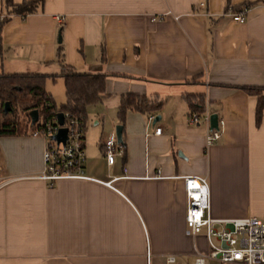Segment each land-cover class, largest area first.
I'll use <instances>...</instances> for the list:
<instances>
[{
  "label": "crops",
  "instance_id": "crops-1",
  "mask_svg": "<svg viewBox=\"0 0 264 264\" xmlns=\"http://www.w3.org/2000/svg\"><path fill=\"white\" fill-rule=\"evenodd\" d=\"M258 1L45 0L0 25V73L109 75L85 118L83 178L50 186L42 138H0V264L190 263L209 250L206 234H186L185 177L207 179L212 220L264 219V109L258 126V99L242 89L264 90V6L245 23L230 16ZM135 94L163 105L120 124L121 98ZM186 94L224 121L211 148ZM121 125L125 155L109 165L102 145Z\"/></svg>",
  "mask_w": 264,
  "mask_h": 264
},
{
  "label": "built area",
  "instance_id": "built-area-1",
  "mask_svg": "<svg viewBox=\"0 0 264 264\" xmlns=\"http://www.w3.org/2000/svg\"><path fill=\"white\" fill-rule=\"evenodd\" d=\"M264 6V0L260 3ZM248 7H243L231 13L234 22L245 23ZM211 114L206 109L202 113L191 114L192 124L204 121L208 126L206 145L211 148L222 137L224 121L219 119L218 129L210 130ZM64 125H60L57 117L41 123H35L37 128L31 136L43 138L45 141L43 153V169L39 179L50 186L63 179L78 180L84 177L86 149L85 126L86 119L63 114ZM66 129L67 138L58 142L54 139L62 129ZM161 128L155 130L160 135ZM104 156L109 165L114 164L116 157L125 155V148L117 141L116 133L110 134L103 142ZM126 171V170H125ZM2 169L0 167V173ZM184 187L187 192L186 234L197 238L205 231L207 235L208 253L197 252L192 263L209 264L218 261L221 264H264V219L246 217L244 219L212 220L210 211V191L207 179L204 177H185ZM216 223L224 225L222 232L215 228ZM214 241L218 245L214 244ZM164 264H185L175 255L167 256Z\"/></svg>",
  "mask_w": 264,
  "mask_h": 264
},
{
  "label": "trees",
  "instance_id": "trees-1",
  "mask_svg": "<svg viewBox=\"0 0 264 264\" xmlns=\"http://www.w3.org/2000/svg\"><path fill=\"white\" fill-rule=\"evenodd\" d=\"M5 2L6 14L0 25L10 20L13 15L27 18L28 15L37 13L45 0H25L21 4H15L12 0H3ZM246 4L244 7L252 8L257 3ZM62 47L59 48V56L62 57ZM64 78L66 90V101L61 107H58L53 97L46 90L45 84L49 78L56 80L58 77ZM60 76L42 75L36 73L30 74H4L0 73V138L11 136H31L38 125L33 124L30 119V113L37 111L41 123H47L57 117L59 114H71L86 118L88 109L99 102L100 98L106 92V80L109 75L105 74H87L73 71L71 69L63 70ZM119 76V75H115ZM249 96H256L258 103L256 106V123L259 126L263 118L264 109V90L263 88L243 87ZM202 95L184 96L187 101L191 114L202 113L205 108V100ZM8 103L12 111L4 112V105ZM163 103L157 97H147L142 95H126L121 98L118 118L120 124H124L126 115L129 112H140L151 114L161 109ZM124 145V142L122 143Z\"/></svg>",
  "mask_w": 264,
  "mask_h": 264
},
{
  "label": "water",
  "instance_id": "water-1",
  "mask_svg": "<svg viewBox=\"0 0 264 264\" xmlns=\"http://www.w3.org/2000/svg\"><path fill=\"white\" fill-rule=\"evenodd\" d=\"M61 41V37L59 38V42ZM4 112L5 113H9L12 111L11 107H9V104L6 103L4 105ZM38 118H39V115H38V112L35 110V111H32L30 113V119L32 121L33 124L37 123L38 122ZM57 120L59 121V124L62 126L64 125V120H63V113L59 114L57 116ZM158 120H160V117L158 118ZM218 121H219V116L215 113H212L211 114V119H210V130L211 129H218ZM123 126H117L115 128V133H116V136H117V141L119 144L122 145L123 143ZM66 129H62L61 132L56 136L54 137L55 140H57L58 142H62V141H65L66 138H67V135H66Z\"/></svg>",
  "mask_w": 264,
  "mask_h": 264
},
{
  "label": "rangeland",
  "instance_id": "rangeland-1",
  "mask_svg": "<svg viewBox=\"0 0 264 264\" xmlns=\"http://www.w3.org/2000/svg\"><path fill=\"white\" fill-rule=\"evenodd\" d=\"M45 87H46V90L48 91V93H50V92L53 93V94L52 93H50V94L53 96V99H55L56 105L58 107H61L62 105L65 104V101H66V98H65L66 90H65V87H64V80L63 79L53 80L51 78L50 81L49 80L46 81ZM215 228L217 229L218 232H222V227L218 226V227H215ZM201 234L203 236H205V231L203 233H201ZM213 242H214V244L218 245V243L216 241L213 240ZM202 246L205 247V243ZM190 263H192V261H190ZM209 264H221V263L218 262V261H216V262L215 261H211Z\"/></svg>",
  "mask_w": 264,
  "mask_h": 264
}]
</instances>
